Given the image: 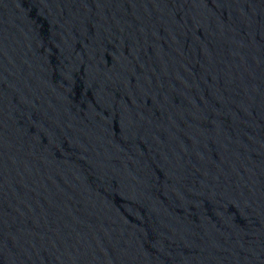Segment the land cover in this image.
<instances>
[{
  "label": "water",
  "instance_id": "95a60500",
  "mask_svg": "<svg viewBox=\"0 0 264 264\" xmlns=\"http://www.w3.org/2000/svg\"><path fill=\"white\" fill-rule=\"evenodd\" d=\"M0 264H264V0H0Z\"/></svg>",
  "mask_w": 264,
  "mask_h": 264
}]
</instances>
